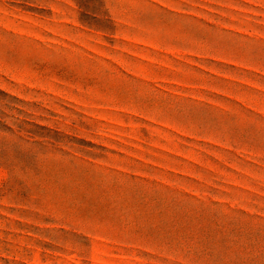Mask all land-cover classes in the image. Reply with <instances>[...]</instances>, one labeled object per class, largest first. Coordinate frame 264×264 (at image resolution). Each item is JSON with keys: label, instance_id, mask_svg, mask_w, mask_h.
Returning a JSON list of instances; mask_svg holds the SVG:
<instances>
[{"label": "rangeland", "instance_id": "obj_1", "mask_svg": "<svg viewBox=\"0 0 264 264\" xmlns=\"http://www.w3.org/2000/svg\"><path fill=\"white\" fill-rule=\"evenodd\" d=\"M0 264H264V0H0Z\"/></svg>", "mask_w": 264, "mask_h": 264}]
</instances>
